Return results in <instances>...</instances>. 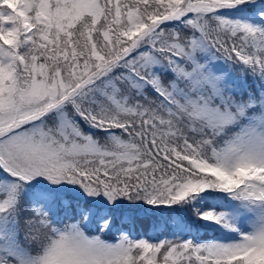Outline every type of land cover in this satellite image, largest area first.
I'll use <instances>...</instances> for the list:
<instances>
[{"label": "snow or ice", "instance_id": "1", "mask_svg": "<svg viewBox=\"0 0 264 264\" xmlns=\"http://www.w3.org/2000/svg\"><path fill=\"white\" fill-rule=\"evenodd\" d=\"M0 264H264V0H0Z\"/></svg>", "mask_w": 264, "mask_h": 264}, {"label": "trees", "instance_id": "2", "mask_svg": "<svg viewBox=\"0 0 264 264\" xmlns=\"http://www.w3.org/2000/svg\"><path fill=\"white\" fill-rule=\"evenodd\" d=\"M167 215V213H165ZM153 214L152 213H145V212H140L138 213V222L136 225V231L138 233H144V232H152L153 230ZM201 239H210L213 237V233L211 232H204L201 230L199 234Z\"/></svg>", "mask_w": 264, "mask_h": 264}]
</instances>
